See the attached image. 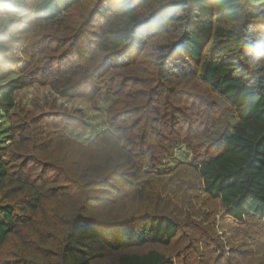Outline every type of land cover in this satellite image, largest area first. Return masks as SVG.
<instances>
[{
    "label": "trees",
    "instance_id": "1",
    "mask_svg": "<svg viewBox=\"0 0 264 264\" xmlns=\"http://www.w3.org/2000/svg\"><path fill=\"white\" fill-rule=\"evenodd\" d=\"M5 16L0 264H264V0ZM99 95L101 124L64 105Z\"/></svg>",
    "mask_w": 264,
    "mask_h": 264
},
{
    "label": "rangeland",
    "instance_id": "2",
    "mask_svg": "<svg viewBox=\"0 0 264 264\" xmlns=\"http://www.w3.org/2000/svg\"><path fill=\"white\" fill-rule=\"evenodd\" d=\"M10 22V18L9 17H3L0 21V27H4L7 26ZM44 94H48V91L45 88L39 87V88H35V87H29L25 90H23L22 92L18 93V97H22L23 99L29 100L33 97L35 98H39L40 101H43V96ZM104 99L102 98L101 95L98 96V100L95 103H89L86 102L84 100H80V99H75L72 101H64V105L67 106V108H74V107H78V108H83L87 111V113L93 117L94 119H90L89 121H94V122H99L101 124V122H103V113H101L99 111L98 108H102L104 106ZM95 109H97V113H95ZM103 111V110H102ZM99 113V114H98ZM98 115H101V117H99ZM98 126V125H97ZM54 232L56 234H58V232L56 231V229L54 230Z\"/></svg>",
    "mask_w": 264,
    "mask_h": 264
}]
</instances>
